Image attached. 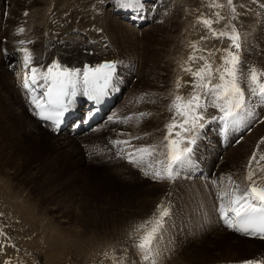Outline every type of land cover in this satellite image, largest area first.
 Here are the masks:
<instances>
[{
    "label": "rangeland",
    "instance_id": "rangeland-1",
    "mask_svg": "<svg viewBox=\"0 0 264 264\" xmlns=\"http://www.w3.org/2000/svg\"><path fill=\"white\" fill-rule=\"evenodd\" d=\"M30 1L31 3H29V5L25 6L21 10L20 14L18 15L17 22L12 23L14 25L11 27V30L14 31V35L11 39H8L1 33L2 23H0V45L2 46L3 44H8L9 46L17 48L20 47V40H25L26 42L30 40L33 41V43H26L25 46L32 49L35 54H39L41 51V30L44 24L43 16L45 15L46 10L44 9L43 5L39 4V0ZM81 1H83V5L80 6H85L87 11L85 9L84 10L86 12L82 11L81 8H79L73 10L72 12L75 14L78 11L79 13L83 12L80 15L83 16L85 13L86 17L79 25H76L77 23L71 25L73 28V32H75L76 30H80L82 33L81 37H90V32L88 31V29L92 27V19H94L93 17L88 16L90 13L101 14L102 22H106L107 18L113 17V19L118 20V22L120 21L118 23L119 27L116 28L115 33L119 36H129L133 39L139 36L140 41L138 43L140 45H145V51L148 54H151L152 57H154L153 60L155 63H153L152 65L153 68L151 67V65H149V68H147L148 71L151 72L149 73L148 78H140L138 76V73L137 75H135V72H133L134 77H129V81L133 82V90L128 85H126V87H123V85L120 84L121 88L126 89L124 98H122L119 104L116 105L117 108H115V110L107 117L100 130L98 129L97 131L92 133L91 136H87L86 138L85 136H71L74 140L78 141L82 148V157L79 158V160L81 161L79 162L80 164L75 159V164H72V162L69 160H65L64 162L59 163L53 162L51 159L48 160V158H51V155H53L54 153L52 151V140H55L58 136L53 137V139L52 137H50L51 139L48 138L49 140H47V142L43 140L36 141L35 139H33L35 136L34 130L33 132L29 131V137L23 140V138H21L22 133H24L23 129H20L19 127L15 126L11 128L9 124L10 119H14L19 115L20 112L24 113L26 110L25 107L21 106V103L17 100H14L15 110H8V101L14 99V96L10 94L7 85V83L11 79L4 77L2 73L5 67H7V65L6 60L3 59L1 56L2 49L0 48V154H2L0 155V162H4L6 160L4 157L6 151H9L10 155L13 154L12 156H10V158L13 157L11 158V161L13 162L14 153L17 152V154L19 155L17 157L20 160L18 162H21L23 158L25 159L24 166H27L26 169L23 170V176L22 178L20 176L21 180L19 181L12 177V169L9 170V166H4L3 168L0 167V188L2 187L3 182H7L10 184L11 181H13L11 185L14 187V191L17 194V199L20 198L21 202L24 203L22 207H20V205H17L19 208L17 207L14 209L13 203L9 200L10 197H7L3 193V190H6L3 187L1 188L0 230H2L3 234H0V245H2L3 247L0 248V255H4L5 253L7 254L5 255L6 257H0V264H4L5 260L10 261V264H112L114 260V254L116 251L115 247L113 246V244L115 243L114 239V241L110 239L106 244L107 246L105 245V247L103 245L102 247L95 245V248L92 249V251L94 252H92L93 254L91 253L92 256L86 252L85 248L83 250V247L82 249L79 248L76 251V247L81 245L77 242V239L79 238H76L79 234L83 233L84 235L82 239H85L84 231L86 230L89 231V235H96L97 237H101L103 229H99V225L96 228H92V224H88V228L85 229L86 222H84V220L78 216V213L75 209L71 211H66L62 208L57 209L55 205H53V203L48 202L49 199H52V197H49V193L43 190L41 191V188H39L38 185H46V187L54 186L58 191L61 192L71 191L73 194H75V196L81 191L83 196L86 195V197L91 199L89 202L90 206H84L81 210L82 215L84 217L86 216L85 214L88 208H93V205H95L96 207L97 203H99V199H102L107 195H111L110 197H115L117 201H120L124 197L122 195L123 190L126 193L125 196L129 195L130 197H134L133 199L135 200V202H138L136 199L140 201L142 198L146 200H151L152 202H157L158 200L161 201L163 199L165 200L166 204L170 203L172 209L175 207L174 219L173 221H171V225L168 227V231H165L163 240H165L164 244L165 246H167V251L160 249L161 255L159 258V264H166L164 262L165 253H173L174 250L177 249L175 246L171 247L172 244L170 245V241L174 238L175 233V236H179L180 234L184 235L183 238L187 241L186 244L189 245L185 251H182L183 258L187 260H197L199 264H224V262L226 261H231L228 264H239L240 261L246 259H264V240L254 239L250 237L248 238L245 236L242 237L241 235H238V233H226L220 235L218 234L217 236L212 234L215 232L221 233L220 227H216V225L218 224L219 215L214 218V215L212 213V209L216 207L218 203L216 204V202L210 196V187L214 188L215 184L217 183V187H225L224 183L221 182L220 175L213 179V181L216 182L215 184H213V181L206 182L201 181L199 179H193V177L188 178L187 176H184L186 175L184 170L183 172L181 171L179 177L174 182L155 181L149 176H145L138 167H134L131 170H127V167L116 163L115 159L113 158L114 152L108 151V148L111 143H104L106 130L102 134H100L104 126L118 122L123 123L121 121L126 116L133 117L132 121L138 120L140 122L138 114L140 112H150L152 113L151 116L144 117L141 120L144 121L145 127H148V133H151L152 135L148 136L146 142L142 144L139 143V146L149 143H157L158 141L163 139V135L166 131L165 125L169 122L171 117V113L168 111V106L173 99V94L176 92V89L174 87L175 82L178 78L181 79L182 83L191 80L189 74L181 71L180 65L183 61L187 60L188 56L192 52V49L189 47V44L191 42L199 41L200 37L202 36L201 34H207V30L204 29L202 25L197 24V17L201 13H203L205 16H208L211 15L213 11H216L214 9L213 11H210L209 7L207 6L209 0H146V8L143 13L148 14L149 12H151V16H156L154 18L155 21L149 22L148 20H139V22L137 23L134 20L130 19L129 16L122 17L117 13L115 14L113 12L115 4L112 2V0ZM240 3H242L244 6L242 10L244 14L235 23L237 24L238 29L242 33H248L247 40L242 46H244L245 51L248 53L251 50L257 52V54L259 55L258 60L261 61V64H264L262 63L264 62V58H262V55L264 53V11H261L260 9V5L264 4V0H240ZM34 8L36 10H34ZM90 8L93 10H91ZM94 8H96V10ZM61 9H63V7L60 6L58 10ZM31 10H34L35 13L30 14ZM227 11L228 10L225 8L223 10V13L226 14ZM25 12L28 13L27 16L24 15ZM176 14H180L178 16L179 18L176 17ZM1 15L2 13L0 12V17ZM105 15L106 19L104 20ZM125 18L128 19L126 20ZM169 18L171 21L169 20ZM171 18L175 19L172 20ZM31 19H34V24L38 25L37 34H33L34 36H36L35 38L28 37L30 35L28 33V28L32 24L29 22ZM94 20L98 21L99 18L97 17ZM144 21L149 23L144 24ZM140 22H142V24ZM137 24H139V26H137ZM171 24H173L174 27ZM225 24L226 21H221L219 24H215L214 27L216 29H223L225 27ZM165 25L168 28H164ZM168 25L171 26L172 29ZM20 27H23L25 31L22 33L18 32L17 29ZM165 29L166 31H164ZM96 32L97 34H100L101 37H104L108 43H111L113 46H115V43L112 39L113 35H111V37L108 34H104L102 30ZM167 33L168 35L166 36ZM73 36L75 37L74 40L77 44L82 43L80 36H77L75 34H73ZM145 36H148L147 39H153H149L147 42L144 43V40L142 41V39H145ZM156 39L157 41H159V43H155ZM178 43H180V46L178 45ZM206 43L208 44L206 45ZM229 43L230 42L227 39H210L207 42H200L201 45L210 49H224L228 47ZM158 44L162 45L159 46ZM95 46V44L91 45V47L93 48ZM157 46L158 48H156ZM139 47L140 48H138L137 46L138 50L141 49V46ZM129 48L132 49L130 46ZM156 49L158 50V52ZM116 50L119 51L118 49ZM91 52L92 51H89V53ZM220 56L221 53L216 52L213 58L216 64L220 63ZM76 61L78 60L76 59ZM246 62L248 64V61ZM79 63H76L75 66L81 65ZM117 65H119V63ZM195 67L196 65H193L194 69ZM138 70L139 68H136V72H138ZM152 76H160L159 78L161 80V82H158V87H153L155 88V90L151 87L152 81H150V79L152 78ZM138 82H140V85L138 84ZM160 88L162 90H160ZM191 91L192 89L190 86H185L179 89V94L187 97ZM123 93L121 94L123 95ZM142 93H148L149 96L146 97L144 100L137 102V98ZM153 100H155L156 102L153 103ZM211 109L215 111V115H219V113H217L218 110L214 108ZM206 116L210 115L206 114ZM117 117L120 118L119 121L116 119ZM213 122L216 127V121ZM213 122L208 125L204 130V139L199 142L197 148L198 155H196V162L200 163L199 165H201L202 167L206 160L199 159L201 150H204L207 155L215 153L218 150L222 151V149L218 146V141L216 139L217 136L215 137V127L212 130ZM243 125L249 128L248 131H244L245 133L242 138L236 141L235 138L238 135H241L242 131L246 130L247 128L236 129L235 134L232 137V141L234 142L230 146L223 149V151H225L227 148H229L226 151V153H229V162L227 163L228 165H226V169H228L229 165H232L234 163L233 166L235 165L236 167H238V169H241L242 174L245 173L244 167L242 168L243 164H247V161L251 157L253 151L256 150L257 144L261 141V138L264 137V130L261 129V127L264 125V106H258L255 109V117L251 118V124L249 121L247 123L243 122ZM125 126H127V124ZM244 142H246V144ZM235 146H237V149L235 148ZM239 148L241 151L238 150ZM260 148L261 150H264V144H261ZM231 150L234 151L231 152ZM235 152H238V155ZM219 155L220 154H218V156ZM160 159H163V157H160ZM219 159L221 160L223 158L220 156ZM41 162L47 163V166L53 170L52 177L44 178V173L46 172L44 169L43 171H41V173L37 174L39 176L36 175L32 180L33 182L35 181V184L33 182L29 184L28 181H26L28 179L26 178V176H28V170L33 164H40ZM75 165L79 166L75 167ZM7 170L10 172H8ZM1 171H4L3 174ZM241 175L237 178V181H241ZM221 176L225 177L224 174ZM208 184L210 185V187L208 186ZM46 187L44 188L45 190L47 189ZM146 192H148V194H146ZM167 193H170V196L166 195ZM139 194H142V197H139ZM28 198L30 200L27 201L26 199ZM20 199L18 200L20 201ZM7 200L12 203L13 210L9 209V211H5L4 214L2 210L5 209V207H8L5 205ZM206 201H208V203H206L208 206L205 208L204 205H206ZM28 205H30V207H28ZM96 209L99 210V208L97 207ZM116 212L117 211L112 208L109 213L114 214ZM203 213H206L208 217L213 216L214 222L212 223V233H210L209 236L201 237L200 226L202 225V219L207 220ZM89 218L92 223L99 219V217H95L94 214ZM110 222L111 221L108 219V225L106 226L107 228L104 229V231H111L112 222L111 224ZM221 222L223 223L222 219ZM126 223V228L124 229H129V233H131L133 229L132 223L131 225L128 222ZM183 226L185 230L183 229ZM171 233L173 238L171 237ZM86 234L88 233L86 232ZM133 237L134 236H132V238H129L134 240L135 238L133 239ZM218 237H221V239ZM70 241L71 245H67ZM249 242L251 244H247ZM110 244L112 245V247ZM66 245L68 248L64 249ZM191 249L193 253L189 254ZM133 250L137 254L134 258L133 254L135 253L133 251L128 250L127 252L130 258H133L136 261V259L139 258V253L134 247ZM173 256L174 254H172L171 260L169 262H175L177 260L175 259L176 256H174L175 258H173ZM139 262V264H143V262Z\"/></svg>",
    "mask_w": 264,
    "mask_h": 264
},
{
    "label": "snow or ice",
    "instance_id": "snow-or-ice-1",
    "mask_svg": "<svg viewBox=\"0 0 264 264\" xmlns=\"http://www.w3.org/2000/svg\"><path fill=\"white\" fill-rule=\"evenodd\" d=\"M112 2L116 8L134 13L142 14L146 8V0ZM207 6L216 11L208 16L201 13L197 17V24L202 25L207 34L202 35L199 41L189 44L192 52L180 65L181 71L189 74L191 80L182 83L178 78L175 82L176 92L168 106L171 117L165 125L163 139L138 147L131 141L139 140L141 136L110 141L113 146H119L117 156L127 159L145 176L155 181L174 182L181 171L195 166L199 142L204 139V130L213 121H220L221 131L226 134L229 129L254 118L255 109L264 106V68L248 65L241 56L242 45L247 40L248 33H242L235 22L244 14L243 4L240 0H209ZM225 8L228 10L226 14L223 13ZM260 9L264 11V4L260 5ZM24 15L27 16L28 13L25 12ZM221 21H226L225 27L216 29L214 25ZM17 31L22 33L25 29L20 27ZM210 39H227L230 43L224 49H210L200 44V41L207 42ZM26 43L31 44L33 41L20 40V47L17 48V52L21 54V71L18 75L21 77L22 87L33 93L44 89L39 97L33 96L31 102L40 109L38 115L52 120L57 129L69 110L71 99L66 98L77 96L82 89L84 95L98 99L106 93L116 76V61L75 67L53 59L45 65L32 49L25 46ZM216 52L221 53L219 64L213 59ZM7 54L5 50V55ZM193 65H196L195 69ZM185 86L192 89L187 97L179 94V89ZM148 96V93H142L137 102ZM41 100L44 102L41 103ZM209 108L218 110L219 115L206 116ZM151 115L150 112H140L138 117L143 119ZM132 118L126 116L121 122L128 123ZM116 119L119 121L120 118ZM150 135L152 134L147 132L143 134ZM261 144H264V137L244 165L245 176L242 181L233 179L234 173L221 177L225 187L216 194V211L229 229L264 240V150H261ZM171 215V204H166L162 199L150 216L134 225L131 234L135 239L132 246L138 251L143 264H159V245ZM0 234H3L2 230ZM126 261L127 264H133L127 256L114 257V264H125ZM4 264H10V261L6 260ZM239 264H264V259H246Z\"/></svg>",
    "mask_w": 264,
    "mask_h": 264
},
{
    "label": "bare ground",
    "instance_id": "bare-ground-1",
    "mask_svg": "<svg viewBox=\"0 0 264 264\" xmlns=\"http://www.w3.org/2000/svg\"><path fill=\"white\" fill-rule=\"evenodd\" d=\"M38 2H39L40 5H43L44 9L46 10L45 15L43 16V21H44L43 23L44 24H43L42 30H41V33H42L41 34L42 35V38H41V51H40L39 54H36V56L39 57V61L41 63L47 65L48 63H51V61L53 59H59L61 61V63H66L69 66H75L76 63L80 62L79 64H81V65L75 66V67H80V66L82 67V65L84 63H88L90 66H94V65L98 64L102 60H113V61H116L117 64L119 63V65H117L116 76H115L112 84L110 85L111 86V89H110L111 91L118 90V88L121 87V85H123V87H126V85H128L133 90V87H132V83L133 82L129 81V77H132V76L134 77L133 72H135V75H137V73H138L139 74L138 76L140 78H144V77L148 78L149 73H151V72H149L147 68H149V65H151V67H152L153 63H155L154 60H153L154 57H152L151 54H148L145 51V45H143V44L140 45L138 43L140 41V37L139 36L137 38L133 39V38H131L129 36H126V37L124 36L123 37V36H119L118 34L115 33L116 28L119 27L118 23L120 21L118 22V20L113 19V17H111V18L109 17V18H107L106 22L104 21L105 22L104 23V22H102L101 14H98V13L91 14L90 13L88 15L89 17L91 16L94 19H96L98 17L99 20L97 21V20L92 19V22H93L92 27L88 29V31L90 32L89 33L90 37H87V36L86 37H84V36L81 37V35H82L81 31L80 30H78V31L76 30L75 32H73V30H72L73 28H72L71 25L75 24V23H77L76 25H79L83 21V19L86 17L85 13H84L83 16L80 15L83 12L79 13V11H78V12H76V14L72 12L73 10L79 9V8H81L82 11H85V10L87 11L85 6H80V5H83V3H82L83 1H81V0H41L40 1L39 0ZM29 3H31L30 0H0V12L2 13V15L0 17V23H2V29H1L2 32L1 33L4 36H6L8 39H11L13 37V35H14V31L11 30V27L14 25L12 23L17 22V18H18V15L20 14L21 10L25 6L29 5ZM60 6L63 7V9L58 10V8ZM74 7H76V8H74ZM94 9L96 10V8H94ZM34 10H36V9L34 8ZM34 10H31L30 14L35 13ZM91 10H93V9H91ZM113 10H114L113 12L115 14L117 13L118 15H120L122 17L129 16L130 19L134 20L136 23L139 22V20H142V21L143 20H148L150 22L151 16H149V14H145V13H142V14L138 13L137 14V13H134V12H132L130 10H120V9L116 8L115 6H114ZM5 13H7V15H5ZM179 15H177L176 17L179 18L178 17ZM141 16H142V18H141ZM155 17L156 16H154V17L152 16L151 22L155 21L154 20ZM105 19H106V15L104 17V20ZM174 19L175 18H173L172 20H174ZM169 20H170V18H169ZM29 22L32 23V24L28 28V33L30 35L37 34L38 25L34 24V19H31ZM171 25H173V24H171ZM73 27H76V26H73ZM166 27L167 26L165 25L164 28H166ZM169 27L171 28V26H169ZM173 27H174V25H173ZM97 29H101L104 32V34H108L109 36L113 35V37L112 36L111 37H112V39H113V41L115 43L114 44L115 46H113L111 43H108L107 40L104 37L100 36V34H97V32H96ZM164 31H166V29ZM152 33H153V31H152ZM168 33L166 34V36L168 35ZM73 34H75L77 36H80L82 43L77 44L76 41L74 40L75 37L73 36ZM30 35L28 36L29 38H35L36 37L34 35L33 36H30ZM147 35H150V34H147ZM179 35H180V33H179ZM201 35H203V34H201ZM145 37H146L145 39H142V41L144 40V43L147 42L149 39H153V38L147 39L148 36H145ZM73 40L75 41V43H74ZM123 43H124V45H123ZM155 43H159V41H157V39H156ZM175 43H176V41H175ZM180 43H178L179 46H180ZM92 44H95L96 46L93 48V47H91ZM207 44L208 43H206V45ZM158 45L161 46L162 44H158ZM129 46L132 49H130ZM137 46H138V48H140L139 46H141V49L138 50ZM99 47H100V49H99ZM0 48L2 49L1 56H2L3 59L6 60V65H7V67H5V69L2 71V73H3L4 77L11 79L7 83V85H8L10 94H12L14 96V99H11V100L8 101V110H10V111H12V110L14 111L15 110V102H14V100L15 101L16 100L19 101L21 103V106L25 107V110H26L24 113L20 112L19 115L17 114L18 116L15 117L14 119H10L9 124H10L11 128H13V126H15V127H19L20 129H23L24 133H22V135H21V138H23V140H25V139H27L29 137V133H28L29 131L33 132L34 130H35V132H34L35 136H34L33 139H35L36 141L43 140V141L47 142V140L51 139L50 137H52V139H53V137L58 136L55 140L54 139L52 140V144H53V148H52L53 150L52 151L54 153H53V155H51L52 156L51 158L50 157L48 158V160L51 159L53 162H59V163H62L65 160H69V161L72 162V164H75V162H74V159H75V160L78 161V163L81 162L79 160V158L82 157V150H81L82 148H81V145L78 143L77 140H74L70 135L65 134L63 132L59 133L58 135H54L52 132H50L48 130V128H46V126L42 127L43 125L41 123H39L37 120H35V115H33L32 112H35L34 106H36V105H34L31 102L32 96H33V94L35 92L34 93L30 92L29 90L24 89L22 87L21 77L18 75V73H20V71H21V65H20V62H19V57H20L21 54L19 52H17V48L18 47L16 48V47L9 46L8 44H3L2 46L0 45ZM156 48H158V46ZM116 49H118L119 51H117ZM5 50L8 53L7 55H5ZM89 51H92V52L89 53ZM174 51H176V50H174ZM157 52H158V50H157ZM170 52H171V49H170ZM159 55H162V54H159ZM241 56L243 57V59L245 61H248V65H256L257 64L259 67H261V65H262V68L264 66V64H261L260 63L261 61L258 60L259 59V55L257 54V52L251 50L248 53V52L245 51L244 46H242ZM262 58H264V53L262 55ZM76 59L79 62L76 61ZM156 61H158V60H156ZM262 63H264V62H262ZM136 68H139L138 72H136ZM174 69H175V67H174ZM174 69H173V71H174ZM152 73H154V72H152ZM159 77L152 76V78L150 79V81H152V83L150 82L152 84L151 85L152 88L153 87H158L157 86L158 82H161ZM139 83L140 82H138V84ZM148 84H149V82H148ZM162 84H164V83H162ZM153 89L155 90V88H153ZM160 90H162V89L160 88ZM37 92L39 93V95H38V97H39L40 94L43 92V89H38ZM87 97H88V95H84L83 92L79 91L77 96H75V99L76 100H81L82 99V101L85 102ZM42 101L43 100H41V102ZM84 102L76 110H81L83 105L85 104ZM72 113H74V111H72ZM208 114L209 115H215V111L213 109L209 108ZM75 119H76V116L73 117V120H75ZM249 121H250V119H248L245 123H247ZM143 123H144V121L140 119V122L138 120H136V121H132L131 120L128 123H120V122H118V123H114V124L112 123L113 125L110 124V127L105 131L106 135H105V142L104 143L108 144V143H110L111 140H115V139L126 140V139H129L130 136H141L142 137L141 139H139V140L133 139L131 141V143L134 146L138 147L139 143L142 144V143L146 142V140L148 138V136H143V134L145 132L148 133V127H145V123L144 124ZM126 124H127V126H125ZM38 126H40V127H38ZM236 129H240V128L236 127ZM261 129L264 130V125L261 127ZM3 134H4V132H3ZM89 138H91V137H89ZM233 142L234 141H230L229 144L231 145ZM244 143L246 144V142H244ZM0 147H1V144H0ZM118 147L119 146H113L111 144L109 146V148H108L109 149L108 151L114 152L113 158L115 159L116 163L127 167V170H131L135 166L133 164L129 163L127 159L122 158L120 156H117ZM235 148L237 149V146H235ZM240 148L238 150H240ZM228 149L229 148H227L225 151H223V149H222L223 152L218 150L215 153H211L209 155H207L206 152H204V150L203 151L201 150V153L199 155V159L206 160L204 162L203 167L208 168L209 174L211 173L210 174L211 178L215 179L218 175H220V178H221L222 177L221 175H223V174L226 177L228 174L234 173L235 175L233 176V178L235 180H238L237 178L242 174L241 169H238V167H236L235 165L233 166L234 163L232 165H229L228 169H226V165H228L227 163L229 162V158H228L229 153H226V151ZM1 150H2V148H1ZM234 150H231V152L234 151ZM196 153H197V151H196ZM223 153H224V155H223ZM225 153H226V155H225ZM235 153L238 155V152H235ZM218 154H220V155L218 156ZM0 155H2V154H0ZM12 155L13 154L10 155L9 151H6L5 156H4L6 160L4 162H0V167L3 168L4 166H9L10 167L9 170L12 169V177L19 181V180H21L20 176H21V178L23 176V174H22L23 170L26 169L27 166H24L25 159H23V158H22L21 162H18L20 160L17 157V156H19L17 154V152L14 153V161L12 162L11 158H13V157L10 158V156H12ZM196 155H198V153ZM220 156L223 159L220 160L219 159ZM236 157H238V156H236ZM0 158H1V156H0ZM48 160H46V161H48ZM46 161H44V162H46ZM245 164L246 163L243 164L242 168L244 167ZM78 166L79 165H75V167H78ZM190 168H192V166H190ZM44 169L46 171L44 173V176H45L44 178H51L53 170L50 167L47 166V163H42L41 162L40 164H33L30 167V169L28 170V176H26V178H28L26 181H28V183L30 184L31 182H33L32 180L34 179V177L38 173H41V171H43ZM3 172H2V174H3ZM8 172H10V171H8ZM37 176H39V175H37ZM244 176H245V173L241 175V177H242L241 181L244 179ZM0 182H1V180H0ZM12 182L13 181H11V183ZM11 183L10 184L7 183V182L6 183H4V182L2 183V187L6 190V191L3 190V193L7 197H10L9 200L13 203L14 209L18 207L17 205H20V207H22V205L24 203L21 202L20 198H18V199H20V201L17 199V194L15 193L14 187L11 185ZM21 184H22V182H21ZM7 185H8L9 188L7 187ZM208 186L210 187L209 184H208ZM217 186H218V183L215 184L214 188L210 187V191H211V195L210 196L216 202V204L218 203L216 194L221 189V188H219ZM38 187L41 188V191L43 190V191H46V192L49 193L48 195H49V197H52V199L48 200V198H47V200H48V202L53 203V205H55V207L57 209L62 208L64 210H66V211H71V210L75 209L77 211V213H78V216L80 218H82L84 220V222H86L85 229L88 228V226H87L88 224H92L93 225L92 228H96L99 225V229H103L101 237H97L96 235H94V236L89 235V231H86V230L84 231L85 232V239H82L83 235H84L83 233L79 234L76 237V238H79V239H77L78 240L77 242L81 244L80 246L76 247L77 248L76 251L79 248L82 249V247H83V250L85 248L86 252L89 255H91V253L93 252L92 249L95 248V245H97L99 247L100 246L102 247V245H103L105 247V245L107 244V242L110 239H112V240L114 239L115 241L114 240L113 241L115 243L113 244V246L116 249L115 254H114L115 258H120L122 256H127L129 259H131L130 256L128 255L127 251L131 250V251L134 252L133 246H132L133 245V240L129 238V237L132 238V236H131L132 232L129 233L130 232L129 229H124V228H126V225H125V224H127L126 222H128L130 225L132 223V226L134 227V225L138 221L150 216L152 214V212L155 210L156 205L161 202L160 200H158L157 202L156 201L152 202L151 200H146V199H142V198H141L140 201L138 199H136L138 202H135V200L133 199L134 197H130L129 195L125 196L126 193L123 190L122 191L123 192L122 195L124 197L120 201H117L115 197H110L111 195L110 196L107 195L106 197H104L102 199H99V203H97V205H96V207L99 208V210H97L95 205H93V208H88V210H87V212L85 214L87 217L86 216L84 217L82 215L81 210H82V208L84 206H87V205L90 206L89 202H90L91 199L86 197V195L83 196L81 191L75 196V194H73L71 191L70 192H61V191H58L54 186L46 187V185H40V186L38 185ZM45 187L47 188L46 190L44 189ZM1 188H0V190H1ZM84 189H86V188H84ZM159 191H161V190H159ZM146 194H148V192H146ZM21 195H23V194H21ZM141 195L139 197H142ZM26 197H29V196H26ZM136 197H137V195H136ZM26 200L28 201L30 199L28 198ZM11 202H9L7 200L5 205L8 206V207H5V209L2 210V212H4V214H5V211H9V209L13 210ZM206 203H208V201H206L205 204ZM9 205H11V206H9ZM204 206L206 208L208 205L206 204ZM28 207H30V205H28ZM112 208H114L117 212L114 213V214H110L109 212H110V210ZM174 209H175V207L172 209V206H171L172 215H171L170 219H168L167 224L165 225V228L167 229L166 232L168 231V227L171 225V221H173V219H174ZM216 209H217V205H216V207H214L212 209V213L214 215V218H216L219 215L218 212L216 211ZM175 212H177V211H175ZM93 214L95 215V217H99V219L92 223L89 217L93 216ZM203 215H205L207 220H203L202 219V225L200 226V235H201V237L209 236L210 233H212L211 232V229L213 227L212 223L214 222L213 216L212 217H208L206 213H203ZM219 218H220V216H219ZM108 219L112 222V229H111V231L109 230L108 232H106V231H104V229L107 228L106 226L108 225V223H107ZM219 220H220V223L218 222L216 227H220L221 233L215 232V233H212L213 235L217 236L218 234L220 235V234H226V233L227 234H229V233L230 234H236V232L234 230L229 229L224 222L223 223L221 222V218ZM111 222H110V224H111ZM174 223H175V221H174ZM130 225H128V226H130ZM132 226H131V228H132ZM183 229L185 230L184 226H183ZM86 232L88 234H86ZM164 235H165V232H164ZM175 235H176V233H175ZM175 235H174V238H173L172 233H171V237L173 238L172 239L173 241L172 240L170 241V245L172 244L171 247L175 246L177 249L174 250L173 253H168V252L165 253L164 254V257H165L164 260L165 261L164 262L166 264H199L197 260L194 261V260H190V259L187 260V259L183 258V252L182 251H185L188 248L189 245L186 244L187 241L184 240V238H183L184 235H182V234H180L179 236H175ZM125 237H128V238H125ZM134 238L135 237H133V239ZM218 238L221 239V237H218ZM164 241L165 240H163V239L160 241L159 247H160L161 250L167 251V249H166L167 246H165ZM110 243H111V241H110ZM247 244H251V243L249 242ZM67 245H71V241ZM67 245L65 246L64 249L68 248ZM111 247H112V245H111ZM234 247H235V245H234ZM197 248H198V246H197ZM190 253H193L192 249L190 250L189 254ZM6 254L7 253H5L4 255L1 254L0 257L5 256ZM172 254H174V256H176V258L173 256V258L177 259L175 262L174 261L169 262L171 260ZM135 255H137V254L136 253L133 254V258L135 257ZM217 256H218V254H217ZM77 257H78V255H77ZM138 257L139 258H137L136 261L133 258L131 259L133 264H139L140 263L139 261H141V259H140V255L139 254H138ZM227 259H229V258H227ZM186 260H187V262H186ZM215 260H212V261H215ZM221 260H226V259H221ZM230 262L231 261H226V262H224V264H228ZM112 264H114V260H113ZM125 264H127V261L125 262ZM161 264H163V263H161ZM201 264H203V263H201Z\"/></svg>",
    "mask_w": 264,
    "mask_h": 264
}]
</instances>
